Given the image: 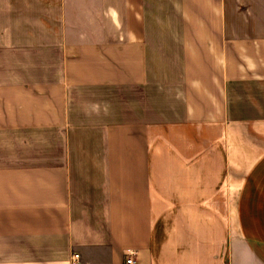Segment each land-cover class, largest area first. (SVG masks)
Masks as SVG:
<instances>
[{
  "label": "crops",
  "instance_id": "crops-1",
  "mask_svg": "<svg viewBox=\"0 0 264 264\" xmlns=\"http://www.w3.org/2000/svg\"><path fill=\"white\" fill-rule=\"evenodd\" d=\"M129 250L264 264V0H0V264Z\"/></svg>",
  "mask_w": 264,
  "mask_h": 264
},
{
  "label": "built area",
  "instance_id": "built-area-1",
  "mask_svg": "<svg viewBox=\"0 0 264 264\" xmlns=\"http://www.w3.org/2000/svg\"><path fill=\"white\" fill-rule=\"evenodd\" d=\"M134 254L135 253L133 250H129L128 252L125 253L126 261L128 264H130V263L133 264L136 262ZM71 264H83V263H81V257H80L78 252H75L72 254ZM86 264H89V263H86Z\"/></svg>",
  "mask_w": 264,
  "mask_h": 264
}]
</instances>
